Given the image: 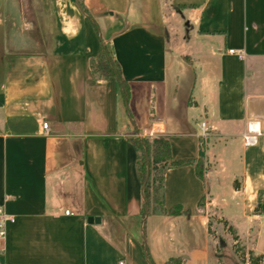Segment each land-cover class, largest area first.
<instances>
[{
  "label": "crops",
  "instance_id": "obj_1",
  "mask_svg": "<svg viewBox=\"0 0 264 264\" xmlns=\"http://www.w3.org/2000/svg\"><path fill=\"white\" fill-rule=\"evenodd\" d=\"M102 43L127 102L115 78L92 74ZM249 125L262 136L247 146ZM159 136L193 161L164 181L166 208L190 213L144 219L131 139ZM232 183L245 233L222 214L233 205L219 187ZM0 206L16 218L1 264H251L264 221V0H0ZM215 216L238 235L228 254Z\"/></svg>",
  "mask_w": 264,
  "mask_h": 264
},
{
  "label": "trees",
  "instance_id": "obj_2",
  "mask_svg": "<svg viewBox=\"0 0 264 264\" xmlns=\"http://www.w3.org/2000/svg\"><path fill=\"white\" fill-rule=\"evenodd\" d=\"M82 11L88 15L92 20L85 5L80 1ZM98 33V26L94 22ZM92 74L96 79L115 78L120 85L125 101L129 100V85L123 78L121 68L114 58L112 49L103 44L100 47L99 53L90 61ZM136 147L137 158V172L143 186V206L141 210L142 218H147L150 215L168 214V215H184L189 214L190 211L184 209L181 205L173 206L167 209L164 203V181L166 171L170 168L180 167L185 165H192V160H174L171 155L170 141L167 137L159 136L154 138L135 137L131 139ZM196 174L200 179H203L205 172L202 161H198L195 165ZM262 200V194L259 193V201ZM204 203V197L199 201V205ZM255 214L259 215L262 212L261 203L255 207ZM224 223L227 224L225 220ZM230 231L234 232V240L238 239L237 233L229 226ZM236 251H240L237 249ZM241 257L244 256L242 252ZM249 260L251 264H264L263 256L249 253ZM166 264H185L183 258L175 257L169 259Z\"/></svg>",
  "mask_w": 264,
  "mask_h": 264
},
{
  "label": "rangeland",
  "instance_id": "obj_3",
  "mask_svg": "<svg viewBox=\"0 0 264 264\" xmlns=\"http://www.w3.org/2000/svg\"><path fill=\"white\" fill-rule=\"evenodd\" d=\"M232 188H234L233 183L225 184V185L221 184L219 187L218 192L219 194L222 195L221 202H229L233 205L231 208L224 207L222 209V214L226 218L227 217L231 218V219L229 218V220H231L233 225H235V227H237L240 230L239 233L241 232L245 233L246 231L244 230L246 229L245 225H247V220L242 221L240 216H238L241 212V207H239V204H238L239 201L235 198L234 195L231 194ZM211 219H212L210 222L211 223V229H210L211 234L218 241L220 245V249L223 250L225 254H228L230 251L228 245H225L224 247H222V245L226 244L229 241L232 243L234 240L233 234L235 233L230 231V228H229L230 224L228 221L226 224L224 223L225 221L224 219L220 220L219 218H217V216L212 217ZM255 226H256V232L253 233L249 239H250V243H252L253 245L255 244L256 251L254 253H257V252L261 253L260 251L264 250V221L261 224H259V226L257 225V223H255ZM238 245L242 246L241 241ZM241 246L238 249L242 250ZM226 261L228 260L226 259Z\"/></svg>",
  "mask_w": 264,
  "mask_h": 264
},
{
  "label": "built area",
  "instance_id": "obj_4",
  "mask_svg": "<svg viewBox=\"0 0 264 264\" xmlns=\"http://www.w3.org/2000/svg\"><path fill=\"white\" fill-rule=\"evenodd\" d=\"M230 53H234V50H230ZM48 124L43 125L44 128H47ZM205 124H203V128ZM262 136V133L259 129H254L252 125L248 126L247 132L243 135L245 145L250 146L257 143L259 137ZM70 211H66V214H69ZM16 221V218L12 215H9L3 206H0V253L4 249V242L7 237V228L9 224H12ZM1 264V263H0Z\"/></svg>",
  "mask_w": 264,
  "mask_h": 264
},
{
  "label": "bare ground",
  "instance_id": "obj_5",
  "mask_svg": "<svg viewBox=\"0 0 264 264\" xmlns=\"http://www.w3.org/2000/svg\"><path fill=\"white\" fill-rule=\"evenodd\" d=\"M252 127H253L254 129H257V128H258L256 125H252Z\"/></svg>",
  "mask_w": 264,
  "mask_h": 264
}]
</instances>
